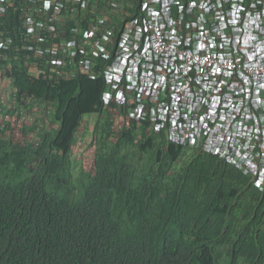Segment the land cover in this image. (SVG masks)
Wrapping results in <instances>:
<instances>
[{
    "label": "trees",
    "instance_id": "trees-1",
    "mask_svg": "<svg viewBox=\"0 0 264 264\" xmlns=\"http://www.w3.org/2000/svg\"><path fill=\"white\" fill-rule=\"evenodd\" d=\"M127 1L136 15L140 0ZM189 1L213 17V8ZM112 2L106 0L110 8ZM39 5L13 0L0 21V251L8 252L2 244L9 238L41 228L48 240L39 264H264V192L217 157L139 133L134 124L117 142L105 141L111 124L102 110L112 103L103 93L120 88L106 79L113 59L101 51L102 38L67 34L80 20L69 10L61 14L67 22H55L52 12L29 22ZM233 42L228 33L216 46L222 51ZM29 112L48 113V130L15 140L13 133L36 132L14 122ZM90 116L97 117L99 148L93 174L74 171L69 155ZM18 249L4 264L28 262L22 247L11 248Z\"/></svg>",
    "mask_w": 264,
    "mask_h": 264
},
{
    "label": "built area",
    "instance_id": "built-area-1",
    "mask_svg": "<svg viewBox=\"0 0 264 264\" xmlns=\"http://www.w3.org/2000/svg\"><path fill=\"white\" fill-rule=\"evenodd\" d=\"M25 1L40 2L32 11L44 17L63 9L62 0ZM71 3L76 13L85 0ZM140 3L122 36L129 77L117 91V116L165 127L170 141L224 159L264 192V0L196 3L214 9L210 19L189 0ZM228 33L234 42L221 51L216 41Z\"/></svg>",
    "mask_w": 264,
    "mask_h": 264
},
{
    "label": "clouds",
    "instance_id": "clouds-1",
    "mask_svg": "<svg viewBox=\"0 0 264 264\" xmlns=\"http://www.w3.org/2000/svg\"><path fill=\"white\" fill-rule=\"evenodd\" d=\"M12 2H13V0H0V21H3L2 13L5 11V9L8 6H12ZM62 2H63L62 12H63V10H69V12L71 14L75 15V21L80 19L84 22L82 24V22L80 20H78L75 25L71 26V28H69V30H67V34L69 32H71V33H74V35L81 36L83 39L102 38V40L105 43V47H101V51L105 52L109 57H111L113 59L112 64L115 63V61H116V66L114 67V69L117 68L116 71L113 74L112 73L108 74L106 76V79L113 82L112 86L120 84V88L118 90H113V91L112 90H110V91L106 90L103 93V100L104 101H106V94L110 93L111 96L109 99H111L110 102L112 103L109 106V105H107L106 102H104L105 104H104L103 110H102L103 112L104 111L107 112L108 121L111 124L105 141H107L108 143L117 142L118 140H120V137L122 136V134H121L122 130L124 128H127L130 124H134L136 127V130H138L137 132H139V133L141 132L142 129H144L145 133H152L156 137H163L167 143L179 144V143H175V142H172L169 140L165 127H162L157 132L155 125L151 126L150 124L148 125L147 123H139L138 124L135 121L126 124V123H123L122 120H120V118L116 114L117 91L120 92V90H122L126 86L127 81L125 78L129 77L128 72H127V59H126V54H125V50H127V49H126V46L124 45V41L122 40V36L124 34L127 21H125L121 25H120V23L118 25H116L114 23L115 19H113V18L107 19L106 13L105 12L102 13V11H103L104 7H106V9L109 8L111 10L117 9L120 11V14L123 13L121 21H124L127 14H128L129 19L131 17L139 15V12H138L139 10L137 11L136 15H131L130 11H134L135 8L133 7L134 5L131 4L130 2H128L127 0H113L111 5H114V7L111 6L112 8H110V6L106 4V0H85V4L83 6H77V12L74 13L71 11V9L75 7V4H72L71 0H62ZM117 2H119V3H117ZM98 5H100V6H98ZM125 6H127L128 8H125ZM62 12H61V14H62ZM124 12H126V13H124ZM37 13L38 12L32 11L31 15L27 18V19L32 18L29 22H34V20L36 18H39L37 16ZM49 13H51V12H49ZM61 14L59 16H55L54 14H52V16H54L55 22H67L68 21L69 17L67 15L61 16ZM99 14H101V15L98 16ZM44 18L45 17H43L42 19H44ZM117 19H118V17H117ZM111 25L114 28H111ZM44 29H41V31ZM91 29L94 32H96L97 35H95V34L93 35L91 33ZM38 39H40V43L43 42L41 38H37V40ZM142 49H143V47L140 50H142ZM47 51L49 53H52V54L57 55V56L59 54V50L56 48H53V49L48 48ZM134 53H136V52H134ZM134 53H132V54H134ZM120 63H124L125 67H121L120 65H117ZM111 65H109L108 68ZM1 77H2V75L0 73V79H1ZM92 78L93 77H90V79H92ZM109 99H107V100H109ZM97 116L101 117L100 114H98ZM96 118H97L96 116L84 117L82 122H81V125L78 127L77 131L75 132V136H74V139L72 142V147L70 148V152H69L71 159L74 162H76L74 164V166L72 165V169L74 171H79V169L81 168L84 172L93 174V171L95 170L94 156L97 154V152L99 150V148L97 147L96 139L94 138V134H93L94 126H95V123L97 121ZM45 123H46V121H45ZM48 124H50V123H48ZM31 129H33V128H31ZM42 130L47 131L48 128L44 127V124H43V128H41L40 130H37L36 133H38ZM179 145L184 146L182 144H179ZM184 147L187 148L186 146H184ZM187 149L191 150L189 148H187ZM209 155H212V154H209ZM212 156L217 157L218 159L224 161L226 164H228V165L234 167L235 169H237L238 171H240L244 176L249 178L250 182L253 184L255 189L257 191H259L257 189V187L255 185V181L252 177L245 174L243 171H241L240 169L231 165L230 163L226 162L224 159H221L220 157H218L216 155H212ZM89 159H90V166H87L86 164L88 163ZM85 165H86V168L84 169L83 166H85ZM47 236H48L47 233L44 230H42L41 228H39L37 231L33 232L26 239L9 238L8 240L3 242V244H2L3 249L7 250L8 252L4 253V252L0 251V261L4 264L14 256H16L18 258L19 249L16 250L15 252L11 250L13 245L17 244V245H19V247L23 248L24 252L27 254V257H28V262L23 263L21 261L22 264H39L40 260L42 258V255H43L42 250H43V248H46V243L48 240ZM36 250H38V251L36 252Z\"/></svg>",
    "mask_w": 264,
    "mask_h": 264
},
{
    "label": "rangeland",
    "instance_id": "rangeland-1",
    "mask_svg": "<svg viewBox=\"0 0 264 264\" xmlns=\"http://www.w3.org/2000/svg\"><path fill=\"white\" fill-rule=\"evenodd\" d=\"M5 82H7V80H5ZM3 92L6 95L5 89H3ZM7 95H9V98H10L12 94H11L10 91H7ZM11 102H12V100H9V101L5 102L4 107H11L12 106ZM38 115L42 116V118L40 119L41 121H44V119L46 118V123H44V127H47V124L51 122L50 121L51 117L49 116L48 113H45V114L33 113L32 114V113L29 112V113H27L24 116L23 115H18V116H23V117L21 118V120H16L14 122H16L20 126H22V123H24L26 126H34L33 128H36V131H37V130H40L41 128H43V124L39 125V126H36V124H35V120H36V117ZM10 121H11V116H6L5 119H4V124L8 125V124H10ZM37 135L38 134L36 132H30V131L27 134H25V135L13 133L14 139L18 140V141H21L24 137L29 139V140H34L37 137ZM86 165L90 166V159L88 160V163ZM86 165L83 166L84 169L86 168Z\"/></svg>",
    "mask_w": 264,
    "mask_h": 264
},
{
    "label": "crops",
    "instance_id": "crops-1",
    "mask_svg": "<svg viewBox=\"0 0 264 264\" xmlns=\"http://www.w3.org/2000/svg\"><path fill=\"white\" fill-rule=\"evenodd\" d=\"M117 3H119V2H117ZM98 6H100V5H98ZM103 12L106 13V18H107V19H110V18L115 19L114 23H115L116 25L119 24L118 19L120 18V16H121V20H122V15L120 14V11L117 10V9H113V10H111V9H109V8L106 9V7H104L102 13H103ZM102 13H101V14H102ZM101 14H99L98 16H100ZM117 17H118V19H117Z\"/></svg>",
    "mask_w": 264,
    "mask_h": 264
}]
</instances>
